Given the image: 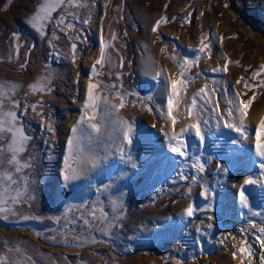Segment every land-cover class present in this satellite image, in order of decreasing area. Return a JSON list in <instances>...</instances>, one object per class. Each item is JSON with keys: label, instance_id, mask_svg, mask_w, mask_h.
<instances>
[{"label": "rangeland", "instance_id": "374dc122", "mask_svg": "<svg viewBox=\"0 0 264 264\" xmlns=\"http://www.w3.org/2000/svg\"><path fill=\"white\" fill-rule=\"evenodd\" d=\"M224 1L229 4L227 15L234 17L229 32L221 20V4ZM44 2L0 0V85L12 100L20 102L17 109L9 99H5L4 111H16L18 124L30 137L26 141V151L18 154V159L24 163L30 156L35 158L31 167L17 174L15 165L7 163L11 153L5 148L0 153L4 159L0 174L12 173L13 179L17 180L20 176L28 177V194L35 198L18 205L17 211L20 215L42 218L23 221L11 214L8 219L0 218V257L5 259V264H31L25 252L35 258L36 264H221L225 257L219 253L221 248L217 250L218 247L213 245H226L231 237L240 240L238 247L245 239V246L251 245L254 255H246L245 258H254L261 252L264 255L255 238L257 229L264 227V215L252 214L264 212V188L259 185L248 187L251 211L240 205L241 213L237 218L225 207L227 193L237 183L241 170L248 169L247 177L251 175L254 179L264 180L260 176V160L256 155L247 164L240 159L252 134L251 117L264 105V86H259L264 81V74L252 78V73L264 65V0H96V3L93 0H73L71 4L65 0L52 13L51 20L44 22L45 34L41 35L29 25V19ZM101 11V24L95 40V24ZM61 15L65 16L64 24L57 26L56 21ZM73 16L78 19L73 21ZM162 17L165 19L157 33H153V25ZM82 19H89V24H80ZM68 23H74L75 27L68 28ZM241 27L247 28L252 36L244 34ZM101 28L105 40L113 47L107 50L111 63L105 64L103 69L97 66L103 74L92 78L100 85L97 92L113 103H119L116 92L124 94L126 106L119 115L133 122L137 130L136 140L126 147V153L136 162L141 155L159 156L146 160L134 177L119 186L114 185V181L128 166L118 156L107 163L91 189L80 190L63 184L61 202L56 203L54 187L62 134L80 98L83 62L95 47L98 48L96 59L99 58ZM165 32L178 34V37L166 36ZM113 33L117 36L115 41H111ZM202 39L210 44L211 51L201 54L198 65L190 69L191 82L180 109L174 112L179 117L176 131L185 127L186 121H189L187 125L195 122L182 110L190 103L193 91L208 84L210 89H219L215 98L220 101L221 112L227 111L226 101L233 92H240L243 99L255 94L256 99L246 121L249 138L245 140L234 130L225 128L227 132H224L223 140L214 145L210 134L215 126V117L207 113L206 118L212 116L209 122L211 130L205 132L204 144L201 146L193 140L194 132L186 134L184 139L189 156L173 162V154L165 145L164 135L165 131H170L171 122L161 110L165 107L162 101L165 91L153 75L155 70H162L165 75H177L179 68L177 62L171 59L173 53L178 58L194 59L197 52L185 49L187 44L188 47L196 45L199 49ZM73 41L78 44L76 63H72ZM165 45L166 50L161 52ZM149 61L153 72H146L145 64ZM225 63H228L227 72L213 71L223 69ZM21 64L24 68L20 67ZM48 76H51L50 85L45 80ZM238 79L240 84L236 83ZM41 82L53 91L41 93L31 89L32 84L39 85ZM245 82L253 87L246 89ZM113 85L114 91L110 90ZM41 101L44 102L42 108ZM25 104H36L43 118L34 114L30 107L25 110ZM149 108L152 110L149 111ZM104 112L105 104L101 99L97 118L91 121L101 125L100 133H94L87 123L81 126V147L84 151L78 154L80 159L89 158L92 154L103 157L111 153L105 162L115 153L112 128L103 119ZM47 125L54 129L52 134L46 130ZM10 140L9 134L4 143ZM234 140L237 143L234 144ZM193 155L206 163V171L202 175L212 190L208 198L200 195L203 191L200 184H191V176L196 174L190 167ZM220 166L229 169L226 175L219 171ZM179 171L188 175L189 179H178ZM141 178H145L141 186L135 187L136 181ZM108 183L113 184V198L123 200V214L118 226L110 230L111 235H103L93 229L67 233L65 238L61 231L65 220L61 219L57 224L49 218L68 216L70 219L78 215L75 210L69 213L67 207L91 206L97 200V187ZM20 187H23L22 183ZM121 193H124L123 197ZM101 199L107 204L106 197ZM190 203L199 208L191 218L184 215ZM106 210L111 213L110 207ZM210 223L212 228H208ZM143 227L153 231L147 237L133 241L131 235ZM198 228L200 231H197ZM16 247L21 249L19 253L14 251Z\"/></svg>", "mask_w": 264, "mask_h": 264}, {"label": "snow or ice", "instance_id": "6c2138e0", "mask_svg": "<svg viewBox=\"0 0 264 264\" xmlns=\"http://www.w3.org/2000/svg\"><path fill=\"white\" fill-rule=\"evenodd\" d=\"M65 2V0H45V2L41 5L39 10L31 15L29 19V25L41 35L44 33V22L49 21L52 18V13L56 10L58 5H61ZM73 0H68V3L71 4ZM93 3H96V0H93ZM225 8L229 7L228 3L224 4ZM78 19L76 16H73V21ZM165 18H161L156 20L153 25L151 31L153 33H157L158 28L162 20ZM65 16L61 15L56 23L57 26L64 24ZM82 25L89 24V19H82L79 21ZM68 28H74V23H68ZM63 31V29H61ZM126 35V33H125ZM15 37L16 34L14 33ZM59 37H57L58 39ZM80 39L79 36L76 38ZM117 36L115 33L111 35V41H115ZM157 39H160L157 36ZM223 38L221 37V40ZM199 49L195 50L197 55L194 59H184L178 58L175 52L171 56V59L177 62V66L179 71L177 75H165L162 70L153 69L152 63L146 62L145 69L146 72H153V79L160 84L166 95V109H161L162 111H166V116L170 119L171 126L170 131H165L164 135L167 139V147L169 151L173 154V162H175L179 158H187L189 156L188 152V144L185 141L184 137L186 134H190L194 132L195 137L199 140L200 145L202 146L205 142V132L210 131V119L212 116H208L206 118L207 113H212L215 116L216 124L215 128L219 129L221 126V122L223 123V127L227 129L234 130L240 137L247 140L249 138V133L247 131L249 125L246 123L250 107L253 104V101L256 99L255 94H253L248 99H243L242 94L240 92H233L231 94V98L227 99L226 103L228 105L226 112L220 111V101L215 98L216 93L219 91L217 88H209L208 84H205L201 87L192 97L190 103L182 110L186 113L188 118L193 119L195 122L186 125L181 128L179 132L176 131V124L178 122L179 117L174 114V112L180 109L181 102L184 100L185 94L187 92V88L190 81L189 72L192 66L198 65L200 61L201 54H204L206 50L210 53L211 47L210 44L205 43L202 39L200 41ZM17 49H19V43L17 41L16 45ZM113 45L111 42L105 40L103 36V29L101 28V36L99 41V58L95 60V63L91 66V73L93 77L102 75L103 73L98 71L97 66L100 69L105 67V64L111 63V56L108 54L107 50L112 48ZM167 48L165 45L164 48H161L160 51L164 52ZM78 50V44L76 41L71 43V52H72V63H76V53ZM238 63V62H237ZM21 68H24V64L20 65ZM121 67H123V59L121 58ZM215 72L228 71V63H225L223 69L216 68L213 69ZM261 74H264V65H261L258 71L252 73V78L255 79L259 77ZM119 78V77H118ZM47 81V85L51 84V76L45 77ZM237 84L241 83V80L236 81ZM44 82H41L39 85L32 84L30 87L33 91H39L41 93L48 92L51 93L53 89L48 87ZM259 86H264V81L260 82ZM100 87L98 82H93L92 78H89V81L86 86V98L83 102V112L79 117L76 125L71 128L72 136L67 140V148L68 155L64 159L63 169H62V181L65 187H71L74 182L78 181L82 176H84L88 171L99 167L107 156L111 153H106L103 157L92 154L86 161H82L78 154L82 153L84 149L81 147V141L83 136L81 133L83 132L82 125L86 124L94 133H100L101 125L98 123H92L97 118V109L98 103L103 99L105 104V112L103 119L106 123L111 125L112 128V140L113 145L115 147V153L119 156L120 160L132 169H137L140 167L136 160L129 154L126 153L125 149L127 146H130L136 140V127L133 122H130L127 119L122 118L119 113L122 109L125 108V99L124 94L121 92H116V98L119 100V103H113L107 96H101L97 89ZM244 87L246 89H251L253 86L244 83ZM112 91L115 90V86L113 85L110 89ZM5 99H9L10 103L14 108L20 107V102L18 100H12L3 90V86L0 85V153L5 151L7 148L8 152L11 153L10 159L7 160L8 165H15V173H22L25 168H29L32 166V162L35 159L34 157H29L27 162L22 163L18 159V154L24 153L26 151V141L30 140V137L26 135L23 130V126L18 124V115L16 111H4L5 109ZM151 99V97H149ZM43 101L40 102V107H43ZM31 108V111L43 118V113L37 111V105L25 104L24 108L27 110ZM152 109L149 108V111ZM114 117V118H113ZM152 127H155L153 125ZM46 130L52 134L54 129L51 125L46 126ZM10 134L11 140L7 144L4 142L8 140V135ZM91 140V137L88 138ZM233 143H237V141H233ZM254 149L255 155L259 158V168L261 170L260 176L264 177V119H261L259 124L254 129ZM192 163L190 167L194 169L195 173L191 176V184H200L203 188V191L200 193L201 196L208 198L211 193V189L208 186L207 181L202 175L206 171V163H202L200 161V157L193 155L191 157ZM4 164L3 157H0V167ZM219 171L223 174H227L229 169L227 167L220 166ZM123 175V173H121ZM178 179L180 180H188L189 177L184 172L179 171L177 173ZM23 184V187H20V184ZM248 185H259L261 188H264V180L260 178H253L251 175L244 179L243 184L241 185L240 191L238 193L239 201L242 207L250 208L249 196L247 194ZM29 187L30 181L26 176H20V179H13V174L8 173L6 175L0 174V218L8 219L9 214L12 216H18L19 219L23 221L32 220V219H42L41 217L20 215L17 211V206L22 203H28L33 200L35 197L29 195ZM113 184H103L100 187H97L96 191L98 193L97 200L93 202L91 206L87 204L81 205H69L67 207V211L71 213L75 210L78 215H73L70 219L68 216L63 217H50L49 219H54L57 224L60 223L61 219L65 220V227L61 229V231L65 234L67 233H76L80 232H88L93 229L101 232L103 235H111L110 230L114 229L118 226V222L120 220L121 215L123 214V200L122 198H113L112 194ZM14 194H11L13 193ZM191 192V188H189V193ZM124 193H121V197H123ZM101 197H106L107 204H105L104 200ZM9 201L11 202V206H9ZM111 209V213L106 210L107 208ZM199 211L198 206L194 204H189L187 208L184 210V215L191 218L196 212ZM253 216H261L264 215V212H253ZM209 220L212 217H208ZM264 223V221H262ZM255 227V225H252ZM213 225L208 224V228H212ZM197 231H200L198 228ZM242 231H246L242 230ZM76 239V237H73ZM256 240L259 241L261 250H264V227H259L255 234ZM53 240L56 237H52ZM247 244V240L242 241L239 249L232 252L233 258L239 256L240 264H245V256L252 257L254 252L252 250L251 245L245 246ZM12 250V249H10ZM16 252H20L21 249L16 247L14 249ZM26 259L31 261V264H36L35 258L28 253H24ZM67 259V257H65ZM0 264H5V259L0 257ZM247 264H253L251 259H248ZM260 264H264V255L260 257Z\"/></svg>", "mask_w": 264, "mask_h": 264}, {"label": "bare ground", "instance_id": "6f19581e", "mask_svg": "<svg viewBox=\"0 0 264 264\" xmlns=\"http://www.w3.org/2000/svg\"><path fill=\"white\" fill-rule=\"evenodd\" d=\"M226 2L224 1L221 4V9H222V15L223 17L221 18V20H223V24H224V28H227V32H229L230 26L232 25V21L234 20L233 16H228L227 15V10L228 8L224 7V4ZM228 17H227V16ZM101 19H102V11L100 12L99 17L97 18L96 24H95V33H94V38L95 40H97V32L99 30L100 24H101ZM240 30L244 33V34H249L250 36H252L251 33H249L247 28L241 27ZM165 35L169 36V37H178L176 34H171L169 32H165ZM180 40H184L183 37H179ZM197 46L196 45H190L188 47H186V51L187 50H196ZM97 53H98V48L95 47L92 51V53L90 55H88L86 57V59L83 62V80H82V87H81V94H80V98L78 100L77 106L74 109V112L72 114V117L70 119V121L68 122L67 126L65 127L63 134H62V139H61V145H60V149H59V154H58V160H57V164H56V182H55V187H54V198H55V202L56 203H60L61 202V190L63 188V181L61 179V172L63 169V162L64 159L67 157L68 155V148H67V140L69 138H71L72 133H71V128L73 126L76 125L77 121L79 120V117L82 115V106H83V102L86 98V86L87 83L89 81V78H93L92 73L90 71L92 64L95 63L96 57H97ZM173 76V74L171 75ZM201 87L197 88L198 90ZM198 90H194L193 94H195ZM162 101L164 103V109H166V95L165 93L162 96ZM166 113V111H164ZM215 117V116H214ZM264 119V105L258 109L257 111H255V113H253L251 120H250V125H251V137L248 139V141L245 143V146L247 147V150L242 153V155L240 156V159L243 163H246L248 161H251L252 157L255 155V149H254V129L255 127L259 124L260 120ZM189 123V121H186V125ZM215 124H216V119H215ZM224 132H227L225 130V128L223 127V123L221 122V126L219 129H216L215 126L212 129V132L210 134V140L212 141V143L214 145H216L220 140H223L224 138ZM167 137L165 139V145H167ZM193 140H197L196 142H199V140L194 136ZM209 142V141H208ZM199 144V143H198ZM200 145V144H199ZM245 147V148H246ZM159 156V154H145V155H141L140 156V160L137 161L138 165H140V167H138L137 169H132L130 167H127L125 172L123 173V175L118 176L115 181H114V185H123L125 184L129 179H131L132 177H134L138 171H140L139 169L142 167V165H144V163L146 162V160L148 159H152ZM118 157V155L116 153L113 154V156L108 160L103 162L99 167L92 169L91 171H88L84 176H82L78 181L74 182L72 186H75L77 188H79L80 190H89L91 189L96 180L100 177V174L102 173V171L104 170V168L107 166V163H109V161L115 160ZM88 158H83L81 159L82 161H86ZM156 161V160H155ZM247 173H248V169H243L240 171V174L237 177V183L231 188V190H229V192L227 193V197H226V203H225V207L227 209H230L232 212V216L237 218V216L241 213V207H240V201H239V196L238 193L240 191L241 185L243 184V181L245 178H247ZM148 176V173L146 174ZM146 177V176H145ZM143 179L145 178H141L140 180H137L135 187H139L141 186L140 183L142 181H144ZM147 180V179H146ZM144 184V183H143ZM247 189L248 187H251L250 185L246 186ZM153 231V229L150 228H140L137 233L131 235V239H133V241H137L139 239L144 238L145 236L147 237V235L149 233H151ZM219 235V234H218ZM223 236V234H222ZM243 239V238H241ZM230 242L226 245H219V244H215L213 245L214 247H218L217 250H221L219 251V253L221 255H223L225 257L224 262H222L221 264H240V258L239 256L236 258H233L232 252L237 250L239 247V243L240 240L238 238H230ZM244 241V240H243ZM264 253V252H263ZM261 253H258L254 256V258H251V260L253 261V264H260V257H261ZM248 259L245 258V264H247Z\"/></svg>", "mask_w": 264, "mask_h": 264}]
</instances>
